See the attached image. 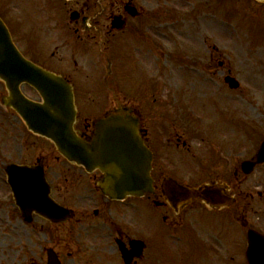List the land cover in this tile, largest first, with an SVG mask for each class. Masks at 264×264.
<instances>
[{
	"label": "flooded vegetation",
	"instance_id": "1",
	"mask_svg": "<svg viewBox=\"0 0 264 264\" xmlns=\"http://www.w3.org/2000/svg\"><path fill=\"white\" fill-rule=\"evenodd\" d=\"M61 9L63 15L60 13ZM38 13L46 20L44 30L41 31L42 27L23 28L21 44L24 54L59 73L72 84L78 110L75 127L86 139H92L97 120L110 114V111L132 114L138 119L139 133L152 152L154 191L143 197L130 196L124 200H114L100 191L98 182L103 174L98 170L89 172L69 163L59 154L57 158L63 159L69 167L51 169L49 163H46L43 148L37 152L34 148H29V134L39 141L44 138L30 132L21 116L3 103L6 94L4 85V92L0 94V129L3 132L0 135V204L14 205L24 223L31 224L43 234L46 223L52 226L48 231V245L45 246L43 241L39 242L41 251H37V257L25 264L34 261L46 264L49 249L58 254L63 264H77L76 257L81 258L78 264H112L109 257H118L120 264H157L154 232L157 214L163 222L170 225L180 222L188 230L191 226L186 225L187 218L194 208L207 211L206 215L211 214L208 218L212 214H222L234 221L237 219L238 205L245 209L251 208L254 192L242 186V183L254 172L262 171L261 166L247 173L243 168L245 160L237 162L236 155L232 158L222 157L214 144L208 146L212 148L205 153L204 145L200 147L198 141V120L189 114L191 105L182 100L181 103L172 105L168 95L156 96L154 91L140 94L142 99H135L132 105L124 103L123 94L122 99L120 97L117 100L116 109H112V105L107 102H102L101 98L92 99L93 101L87 99V96H91L90 89L95 95L100 92L101 97H107L109 90L114 88L120 94L123 91L127 65L129 70H135V76L141 69L149 71L150 46L157 43L156 24H153L157 17L155 3H151L147 10L138 0H45ZM57 16L61 19L57 20ZM97 48L100 50L102 64H106L105 74L89 71L90 64L87 60L96 54ZM218 64L223 66L222 61ZM229 73L230 71L225 70L221 72L223 76ZM91 80L100 83L91 85ZM89 82L92 86L90 88ZM181 93L182 97L186 96V91ZM13 112L17 116L14 122L11 118ZM4 124L10 127L3 129ZM3 144L7 150H2ZM30 157L34 159H29ZM14 163L43 166L52 185V192L56 193H53L54 196L62 205L71 209L72 217L64 222L51 223L37 213H33L30 218L24 216L15 204L8 182L7 168ZM175 183L189 188L208 184L216 187L217 191L213 189L208 194L211 202L201 197L182 203L178 201V195L168 194L171 185ZM242 187L246 189L243 190ZM244 192L250 197L249 201ZM257 194L264 198V191L259 190ZM172 204L188 205L177 208ZM207 204L229 205L218 208ZM200 215H204V212L197 217ZM194 216L195 214L192 217ZM141 217L149 225L153 224L150 228L153 234L150 233L148 238L139 232V225L135 226ZM38 220H41L39 227L33 225ZM243 222L246 223L245 218ZM191 229L187 231L186 240L187 244L192 239L197 242L198 254L194 263L197 264L201 259L198 256L203 251H197L201 242L196 227L192 226ZM11 230L12 228L3 229L9 238ZM137 240L144 241L143 251L140 250L141 242ZM3 242L6 245L8 243L1 239L0 244ZM210 250L212 249L206 252L209 253ZM231 256L234 257L233 254ZM186 263L191 264L189 258Z\"/></svg>",
	"mask_w": 264,
	"mask_h": 264
},
{
	"label": "rangeland",
	"instance_id": "2",
	"mask_svg": "<svg viewBox=\"0 0 264 264\" xmlns=\"http://www.w3.org/2000/svg\"><path fill=\"white\" fill-rule=\"evenodd\" d=\"M44 2L0 0V13L14 31L22 49L20 31L23 21L31 29L42 27L41 31L44 30L46 20L38 13ZM138 3L147 10L151 3L157 7L156 22L153 23L156 24L157 43L152 45L153 48L150 46L149 71L141 69L135 76V70H129L127 65L124 92L119 94L114 88L109 90L107 97H101L100 92L95 95L90 89L91 96H87V99L93 101L101 98L102 102L116 109L117 100L120 97L122 99L123 94L126 105H132L137 98L142 99L140 94L146 91L145 94L154 91L156 96L168 95L172 105L182 100L192 106L189 114L198 120V141L200 147L204 145L205 153L212 148L208 146L214 144L222 157L232 158L236 155L237 162L253 158L264 138V54L256 53L259 50L264 52V3L256 0H138ZM60 13L63 15V9ZM56 19L61 17L57 16ZM218 21L231 32L236 46H240L238 49L230 43L234 39L226 37L227 31L218 36L215 31ZM194 37H197L198 45L192 43ZM99 51L97 48L96 54L87 60L89 71L105 74L106 64H102ZM219 61L223 62V66L218 64ZM224 70L238 78L241 84L238 89L229 88L221 74ZM93 83L99 84L100 81L91 80V85ZM3 88L4 84L0 81V94L4 92ZM23 89L29 97L40 98L33 87L24 85ZM183 91H186L185 97H182ZM15 117L13 112V122ZM2 126L4 129L9 125ZM2 133L0 129V135ZM28 137L29 148H34L36 152L43 148L46 163L51 169L69 167L63 159L57 158L58 152L50 140L44 138L39 141L32 138L31 134ZM1 147L2 150L6 149L5 144ZM261 168L262 171L254 172L242 183V186L254 192L255 198L250 209L237 206L239 214L236 221L222 214H212L208 218L211 214L206 215L207 211L198 207L190 210L186 225L191 227L186 230L182 223L167 224L157 214L154 230L157 264H187L188 258L191 264L195 263L197 242L192 239L187 244L186 240L187 231L192 230V226L196 227L201 242L197 251H203L198 256L202 259H199L200 262L197 260L198 264H245L246 230L239 216L248 212L250 223L264 231V198L257 194L259 190L264 191V165ZM245 187L242 189L245 190ZM247 200H250L248 195ZM202 212L204 215L197 217ZM35 223L33 225L39 227L41 220ZM138 225L142 236L148 238L150 233L153 234L150 229L153 224L149 225L144 218L138 220L135 226ZM45 227L43 234L31 224L24 223L14 205L0 204V241H8L7 245L4 242L0 244V264H25L36 258V252L41 251L39 242L43 241L45 246L49 243L48 231L52 226L46 223ZM4 228H12L11 238L3 231ZM210 248L209 257L206 250ZM229 254L234 257L229 259ZM75 259L77 264L81 260L80 257ZM108 259L112 264H120L118 257Z\"/></svg>",
	"mask_w": 264,
	"mask_h": 264
},
{
	"label": "water",
	"instance_id": "3",
	"mask_svg": "<svg viewBox=\"0 0 264 264\" xmlns=\"http://www.w3.org/2000/svg\"><path fill=\"white\" fill-rule=\"evenodd\" d=\"M264 2V0H259ZM0 78L9 90L5 103L14 107L35 133L51 139L58 151L72 162L84 165L88 170L100 169L105 176L100 188L112 199L128 195L142 196L152 187L151 153L138 132V121L133 116L112 114L98 121L92 141L76 132L74 123L76 108L74 93L60 75L48 71L26 58L12 40L5 22L0 17ZM231 87L239 82L227 77ZM23 83L34 86L41 100L25 95ZM264 162V140L255 162L246 161L250 169ZM10 174L17 203L21 211H37L50 220H65L71 212L58 204L51 196V187L40 167L14 165ZM214 188L202 186L188 189L178 186L180 201L205 197ZM217 191V189H214ZM213 201V200H212ZM175 206L183 204H174ZM222 205V204H211ZM247 259L249 264H264V235L248 230ZM48 264H62L58 256L49 251Z\"/></svg>",
	"mask_w": 264,
	"mask_h": 264
},
{
	"label": "bare ground",
	"instance_id": "4",
	"mask_svg": "<svg viewBox=\"0 0 264 264\" xmlns=\"http://www.w3.org/2000/svg\"><path fill=\"white\" fill-rule=\"evenodd\" d=\"M206 23H207V21H206ZM215 31H216V33L218 34V36H221L220 35V33H222L223 32V35L224 34H226L225 32L227 31L228 32V34L226 35V37H228V38H230V39H234V38H232V35H231V32H229L228 31V29H225L224 27H223V24L220 22V21H218L217 22V25H216V29H215ZM192 42L195 44V45H198L199 43H198V39H197V37H194L193 38V40H192ZM230 43L235 47V48H239L240 46H236V40L234 39V40H231L230 41ZM256 53H258V54H264V52L261 50H259L258 52H256ZM257 54V55H258ZM236 102H238V101H236Z\"/></svg>",
	"mask_w": 264,
	"mask_h": 264
}]
</instances>
